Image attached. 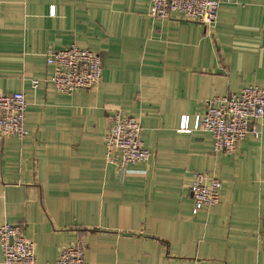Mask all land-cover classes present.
Masks as SVG:
<instances>
[{
  "label": "crops",
  "instance_id": "obj_1",
  "mask_svg": "<svg viewBox=\"0 0 264 264\" xmlns=\"http://www.w3.org/2000/svg\"><path fill=\"white\" fill-rule=\"evenodd\" d=\"M219 1L206 28L153 18L150 0H0V92L26 94L29 130L0 137V225L19 226L41 264L80 239L87 264H264V140L215 153L211 134L179 132L209 99L264 87V0ZM71 44L104 71L66 95L45 55ZM119 112L141 121L151 152L126 175L104 141ZM196 173L222 189L194 215Z\"/></svg>",
  "mask_w": 264,
  "mask_h": 264
},
{
  "label": "built area",
  "instance_id": "obj_2",
  "mask_svg": "<svg viewBox=\"0 0 264 264\" xmlns=\"http://www.w3.org/2000/svg\"><path fill=\"white\" fill-rule=\"evenodd\" d=\"M219 0H150V15L155 19L169 20L181 17L206 28H213L218 21ZM46 62L53 68L48 83L62 94L72 95L80 90L96 88L103 79L102 57L90 49L71 44L63 49L47 51ZM40 80H33L37 89ZM28 101L26 94L0 92V137L25 139ZM264 118V87L252 85L240 93L215 97L205 103L203 114L191 124L189 116L181 118L179 132H206L212 135L215 153H233L248 135L264 140V127L258 121ZM141 121L122 113L114 115L105 134L107 159L120 174L130 173L129 168L146 163L151 152L145 147ZM222 182L215 177L196 173L190 186L194 215L220 203ZM1 264H41L37 258L36 244L29 240L19 226L0 225ZM86 244L80 239L63 247L54 264H87Z\"/></svg>",
  "mask_w": 264,
  "mask_h": 264
}]
</instances>
